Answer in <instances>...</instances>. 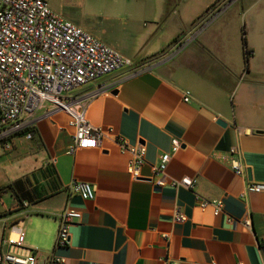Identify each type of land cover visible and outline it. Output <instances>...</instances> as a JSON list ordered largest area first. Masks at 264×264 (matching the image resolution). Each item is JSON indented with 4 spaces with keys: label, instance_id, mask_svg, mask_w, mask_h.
<instances>
[{
    "label": "crops",
    "instance_id": "obj_1",
    "mask_svg": "<svg viewBox=\"0 0 264 264\" xmlns=\"http://www.w3.org/2000/svg\"><path fill=\"white\" fill-rule=\"evenodd\" d=\"M216 1L118 3L117 40L86 30L132 60L67 92L87 103L88 120L107 134L99 146L68 154L69 115L39 110L30 138L22 132L10 149L0 145V253L16 242L37 253V264H264V190L245 189L264 183V0H233L164 57ZM118 134L145 145L141 177L128 173ZM233 147L241 175L230 166ZM163 153L170 160L159 185L153 169ZM183 177L194 186L171 183ZM73 179L92 183L94 198L70 192ZM197 196L221 200L222 209L201 207ZM67 207L81 217L69 244L59 246Z\"/></svg>",
    "mask_w": 264,
    "mask_h": 264
},
{
    "label": "built area",
    "instance_id": "obj_2",
    "mask_svg": "<svg viewBox=\"0 0 264 264\" xmlns=\"http://www.w3.org/2000/svg\"><path fill=\"white\" fill-rule=\"evenodd\" d=\"M232 1L220 0L208 6L195 20L193 29L176 38L164 57L169 58L179 52ZM131 65V58L56 13L46 0H0V145L10 149L12 139L22 132L30 138L28 128L32 118L37 111L43 110L46 114L64 111L69 115V124L74 126L75 134L66 153L99 146L107 132L88 120L87 103L68 97L67 92ZM130 72V75L135 73L133 68ZM189 99L187 92L184 100ZM115 139L121 151L130 154L127 162L130 176L134 179L141 177L140 168L146 156L145 145L131 144L119 134ZM230 155L231 168L236 174H243L244 166L238 157L237 148H231ZM169 160L170 154L163 153L159 163L154 166L153 177L159 185L166 183L165 170ZM171 183L188 188L194 186V180L189 177L172 180ZM67 188L83 199L94 198L95 187L88 181L73 179ZM245 189L247 192H259L264 190V183H249ZM197 198L201 207L212 204L215 213L222 209L219 199ZM174 216L177 221H183L186 217L180 206H176ZM80 217L81 212L70 207L60 213L57 245L69 244L70 227ZM243 224L251 226L250 216L243 219ZM37 258L35 251L12 242L0 253V264H37ZM51 259L63 261L62 257L55 254L51 255Z\"/></svg>",
    "mask_w": 264,
    "mask_h": 264
},
{
    "label": "rangeland",
    "instance_id": "obj_3",
    "mask_svg": "<svg viewBox=\"0 0 264 264\" xmlns=\"http://www.w3.org/2000/svg\"><path fill=\"white\" fill-rule=\"evenodd\" d=\"M46 1L58 14L82 26L85 30L103 32L109 38L117 40V34H114L118 29V22L115 16L122 12L118 3H130L133 0Z\"/></svg>",
    "mask_w": 264,
    "mask_h": 264
},
{
    "label": "water",
    "instance_id": "obj_4",
    "mask_svg": "<svg viewBox=\"0 0 264 264\" xmlns=\"http://www.w3.org/2000/svg\"><path fill=\"white\" fill-rule=\"evenodd\" d=\"M219 123H222L223 125L225 124V122H223L222 120H219Z\"/></svg>",
    "mask_w": 264,
    "mask_h": 264
}]
</instances>
